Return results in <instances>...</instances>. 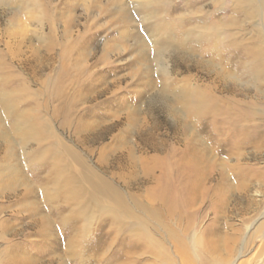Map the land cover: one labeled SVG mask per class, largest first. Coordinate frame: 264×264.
I'll use <instances>...</instances> for the list:
<instances>
[{"label": "rangeland", "instance_id": "374dc122", "mask_svg": "<svg viewBox=\"0 0 264 264\" xmlns=\"http://www.w3.org/2000/svg\"><path fill=\"white\" fill-rule=\"evenodd\" d=\"M142 1L53 0V19L45 14L39 19L38 8L19 0L0 1V66L6 67L0 69V225L6 228L0 229V264H264V144H244L236 157L229 146L219 151L203 143L201 151L207 146L210 155L204 160L207 189L188 202L194 182L185 168L177 171L184 145L177 138L176 121L161 109L158 92L165 85L175 105L173 95L188 77L198 84L206 80L193 62L166 54L152 61L143 51L153 49L143 26L160 20L156 7L147 19L138 13L136 4ZM164 1L162 13L173 22L206 2L186 6L191 0ZM79 44L83 49H77ZM78 74L84 76L77 80ZM87 81L96 89L107 82L114 91L76 100L74 87ZM67 95L76 100L73 108ZM36 101L43 106L39 116L55 136L122 195L128 210L142 217V233L137 219L123 218L126 224L118 231L124 239H114L108 247L119 225L116 216L122 214L118 206L109 214L103 196L94 197L103 201L102 214L89 220L71 216L73 204L64 197L71 191L52 178L63 162L58 166L41 156L58 150L44 152L45 144L40 149L23 140L26 135L15 126L32 117ZM263 107L259 103L257 112ZM73 109L78 115L72 125L65 117ZM91 122L89 133L78 132ZM192 131L183 133L182 140ZM262 135L252 139L259 141ZM71 169L81 172L76 164ZM220 174L225 180L217 184ZM82 225L89 230L80 231ZM39 228H47V234ZM77 241H82V257L77 256Z\"/></svg>", "mask_w": 264, "mask_h": 264}, {"label": "bare ground", "instance_id": "6f19581e", "mask_svg": "<svg viewBox=\"0 0 264 264\" xmlns=\"http://www.w3.org/2000/svg\"><path fill=\"white\" fill-rule=\"evenodd\" d=\"M52 1L19 0V4L23 3L24 5L27 3L25 6L38 8L41 11V16L37 15L39 19L44 18L43 14L47 16V19H53L51 10H53L55 5ZM164 2L162 0L158 5L156 0H143L140 4H136V6L138 5V8H136L139 11L138 13H143L146 19L152 7L162 10L161 14L158 13L157 15V9L155 10L154 8L155 16L160 20L157 23L158 25L146 24L143 26L150 37L149 41L147 40V45L151 44L153 46V49L146 48L143 51H148L147 53L151 55L152 61L159 60L157 58H161L166 54L193 62V67L196 68L197 72L203 71L204 75L202 76L206 80V83L198 84L196 79L192 82V78L195 77H188L181 89L177 90L173 95L175 97V105L170 102L171 98L165 85L161 86L158 92L159 101L162 104L161 109L171 115L176 121L175 131L179 135L177 138L184 145L179 156L177 171L182 173L185 168L187 177L194 182V184L190 183L193 185L190 189L192 196L191 194L189 195L188 202L191 203L198 192L204 193L205 189H207L205 183H207L209 177L205 175L207 169L205 168L204 160L210 155H208L207 146L201 151L203 143H212V146L219 151H223L226 146H229L232 154H237L236 157L242 155V152L239 151L244 144H249L252 147H256L258 143L264 144V107L262 111L257 112V105L259 103L264 104V0H206V2L195 6L187 15L183 16L182 14L174 22L170 21L168 16H164L162 13L166 9ZM197 2L198 0H191L186 6L196 5ZM157 28L162 29V35L157 33ZM81 48L83 49L81 44H79L77 49ZM105 49L106 47L99 58L100 61L104 60L103 56L107 52ZM4 68L6 67L0 66V69L4 70ZM162 70L164 73L167 71L165 68H162ZM166 73L169 74V72ZM80 75H77V80L84 76ZM16 76L18 75L16 74ZM89 78H91L90 73L87 79ZM108 85L105 82L103 87L96 89L94 82L87 81L81 86L74 87L71 95L76 100H79L87 99L91 95L95 96L101 91L113 92L114 90L110 91ZM88 94L91 95L88 96ZM71 95L66 96L68 98L66 103L67 105L69 103L70 107L73 108L76 100ZM41 104L36 101L32 117L28 118L29 116H26L27 118L21 120L20 125L16 124L15 126L22 133H20L21 135H26L23 140L33 141L40 149L45 144L44 152L55 148L58 150V154L52 155L48 152L47 156L43 153H41V156L46 161H51V163L58 166L63 162L62 171L59 175L54 174L52 178L55 179L53 183L55 181L57 185L71 191L69 195L64 196L68 205L73 204L70 211L71 216L77 219L89 220V218H94L98 213L102 214L103 201L97 202L98 199L95 200L94 197L103 196L104 202L109 203L107 212L111 214L113 209L118 210V206L123 216H116L119 225L115 228L117 231L112 233L113 238L109 241L108 247L114 242V239H124L123 234L118 231L122 230L118 228L120 225L125 226L126 224L121 223L123 218L137 219L138 225L141 226L138 229L142 233L145 230L142 217L128 210L124 205L122 195L117 193L100 174L94 172L70 145L60 137L55 136L50 125L41 118L42 116H39L41 107H43ZM77 113V109L70 110V115L67 114L65 121L68 120L72 125L75 124L76 121L74 119L78 115ZM93 123H86V126L83 125V129L78 130V132L89 133V128L92 127ZM66 125L68 126L69 123L65 122ZM191 129L193 130L192 136L182 140V134ZM200 132H206L208 136L205 134L203 138L200 136ZM258 132L263 135L259 141H256L252 139V135ZM195 134L200 137H195ZM119 137L117 136L116 140ZM166 154L168 156L170 154L169 151ZM54 155H56V159ZM55 160L59 162L56 163ZM151 162H154V160ZM75 164L80 166L81 172L79 174H75V170L72 171L71 169V166ZM148 177L152 178L150 174H148ZM216 180L217 184L222 183L225 177L220 174ZM108 188L113 190L107 193ZM42 223L46 224V221L43 220L41 221ZM47 226L44 225L43 227ZM0 229L1 231L6 230L5 227L2 229V225H0ZM46 229L42 230L39 228L36 230L44 233ZM87 230L89 229L83 225L80 227L82 232H87ZM86 232H84L82 238L86 237ZM143 236L147 240L152 239L146 232ZM70 240L72 241L73 239L70 238ZM70 240L68 241L71 243ZM82 241H77L76 244L78 246V251L76 252H78L77 256L79 257L83 256H81L83 251ZM108 247L106 248L108 249ZM71 251L73 252V250Z\"/></svg>", "mask_w": 264, "mask_h": 264}]
</instances>
